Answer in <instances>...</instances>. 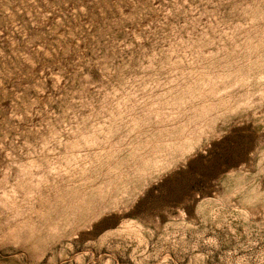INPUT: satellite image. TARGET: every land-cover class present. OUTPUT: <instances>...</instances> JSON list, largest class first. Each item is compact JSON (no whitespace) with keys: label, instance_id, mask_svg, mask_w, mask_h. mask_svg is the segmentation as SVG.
Instances as JSON below:
<instances>
[{"label":"rangeland","instance_id":"rangeland-1","mask_svg":"<svg viewBox=\"0 0 264 264\" xmlns=\"http://www.w3.org/2000/svg\"><path fill=\"white\" fill-rule=\"evenodd\" d=\"M0 264H264V0H0Z\"/></svg>","mask_w":264,"mask_h":264},{"label":"snow or ice","instance_id":"snow-or-ice-1","mask_svg":"<svg viewBox=\"0 0 264 264\" xmlns=\"http://www.w3.org/2000/svg\"><path fill=\"white\" fill-rule=\"evenodd\" d=\"M126 9L131 10L133 8L132 4H127L124 6Z\"/></svg>","mask_w":264,"mask_h":264}]
</instances>
